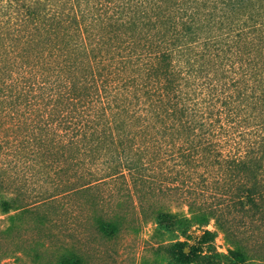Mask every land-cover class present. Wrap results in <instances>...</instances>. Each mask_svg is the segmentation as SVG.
Wrapping results in <instances>:
<instances>
[{
	"label": "trees",
	"instance_id": "obj_1",
	"mask_svg": "<svg viewBox=\"0 0 264 264\" xmlns=\"http://www.w3.org/2000/svg\"><path fill=\"white\" fill-rule=\"evenodd\" d=\"M56 127L60 177H79L65 194L119 178L154 236L212 220L252 259L238 235L264 226V0H0V153L10 134L54 148ZM157 177H188L187 215L155 200ZM24 207L0 201L7 230ZM123 223L92 221L107 237Z\"/></svg>",
	"mask_w": 264,
	"mask_h": 264
},
{
	"label": "rangeland",
	"instance_id": "obj_2",
	"mask_svg": "<svg viewBox=\"0 0 264 264\" xmlns=\"http://www.w3.org/2000/svg\"><path fill=\"white\" fill-rule=\"evenodd\" d=\"M94 2L99 5L101 0ZM221 72L227 77L231 70L224 65ZM53 131H57L51 142L54 148L37 146V139L31 140L30 134L20 142L10 134L9 143L3 145L7 152L0 153V201L18 199L29 212H19L7 230L8 219L15 212L0 209V264H53L68 250L77 252L87 264H264V226L250 240H245L250 234L247 237L239 233L253 258L236 263L229 254L233 246L212 220L205 226L192 225L183 230L160 229L162 237L154 236V223L142 220L119 178L99 183L90 192L65 194V187H75L79 177H60L62 142L57 127ZM42 133L38 131L37 137ZM157 178V186L163 191L155 200L173 212L187 215V208L177 205L176 200L180 190H187L189 182L183 180L188 177ZM192 179L201 189V181ZM109 214L125 215L126 223L116 235L107 237L92 221Z\"/></svg>",
	"mask_w": 264,
	"mask_h": 264
}]
</instances>
